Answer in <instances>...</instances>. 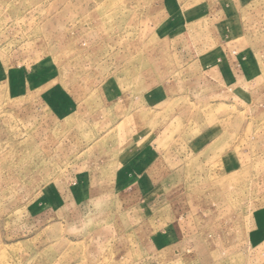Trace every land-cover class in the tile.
<instances>
[{"label":"rangeland","instance_id":"obj_1","mask_svg":"<svg viewBox=\"0 0 264 264\" xmlns=\"http://www.w3.org/2000/svg\"><path fill=\"white\" fill-rule=\"evenodd\" d=\"M0 264H264V0H0Z\"/></svg>","mask_w":264,"mask_h":264}]
</instances>
